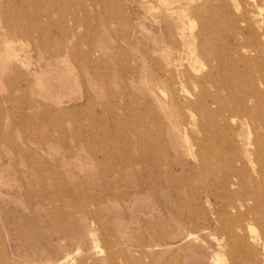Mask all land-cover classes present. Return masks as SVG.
Here are the masks:
<instances>
[{
	"label": "rangeland",
	"instance_id": "374dc122",
	"mask_svg": "<svg viewBox=\"0 0 264 264\" xmlns=\"http://www.w3.org/2000/svg\"><path fill=\"white\" fill-rule=\"evenodd\" d=\"M200 3L0 0V264H264V0Z\"/></svg>",
	"mask_w": 264,
	"mask_h": 264
},
{
	"label": "bare ground",
	"instance_id": "6f19581e",
	"mask_svg": "<svg viewBox=\"0 0 264 264\" xmlns=\"http://www.w3.org/2000/svg\"><path fill=\"white\" fill-rule=\"evenodd\" d=\"M213 1H215V0H201V3H200V6H202V7H209L210 5L209 4H211V2H213ZM255 5H257V3L255 4ZM156 13V12H155ZM247 18V14H245L244 15V11H242L241 12V14H240V17L243 19V20H245V17ZM156 92V91H155ZM87 101V100H86ZM185 136V135H184ZM186 136H187V134H186ZM188 138L189 137H187L186 139L188 140ZM195 142H189L188 143V146H189V148L191 149L194 145ZM140 220H142V219H140ZM212 259V258H211Z\"/></svg>",
	"mask_w": 264,
	"mask_h": 264
}]
</instances>
